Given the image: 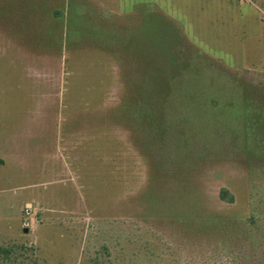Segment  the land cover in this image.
Returning a JSON list of instances; mask_svg holds the SVG:
<instances>
[{
  "label": "rangeland",
  "instance_id": "rangeland-1",
  "mask_svg": "<svg viewBox=\"0 0 264 264\" xmlns=\"http://www.w3.org/2000/svg\"><path fill=\"white\" fill-rule=\"evenodd\" d=\"M0 264H264V0H0Z\"/></svg>",
  "mask_w": 264,
  "mask_h": 264
},
{
  "label": "trees",
  "instance_id": "trees-1",
  "mask_svg": "<svg viewBox=\"0 0 264 264\" xmlns=\"http://www.w3.org/2000/svg\"><path fill=\"white\" fill-rule=\"evenodd\" d=\"M219 198L227 203H232L233 198L226 189H222L219 193Z\"/></svg>",
  "mask_w": 264,
  "mask_h": 264
}]
</instances>
